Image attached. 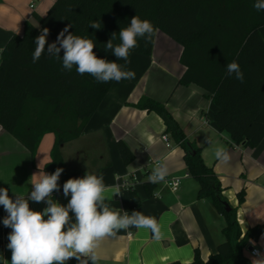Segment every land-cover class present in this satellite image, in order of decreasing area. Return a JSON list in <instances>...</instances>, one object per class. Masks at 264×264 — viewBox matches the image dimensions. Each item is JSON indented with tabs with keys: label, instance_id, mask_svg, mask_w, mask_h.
Returning a JSON list of instances; mask_svg holds the SVG:
<instances>
[{
	"label": "trees",
	"instance_id": "trees-1",
	"mask_svg": "<svg viewBox=\"0 0 264 264\" xmlns=\"http://www.w3.org/2000/svg\"><path fill=\"white\" fill-rule=\"evenodd\" d=\"M254 3L255 0H55L46 14L33 15L35 23L25 21L22 32L13 33L0 51V126L29 151L31 162L42 135L53 133L50 160L44 170L52 174L57 168L64 169L58 181L60 190L52 194L55 201L69 178L60 146L80 135L113 81L97 82L87 73L78 74L75 66L71 71L64 70L62 60L47 54L33 63L34 40L41 29L48 28L47 43L51 44L71 24V33L93 40L98 58L124 64L104 46L112 33H117L113 43H120L119 31L137 15L182 46L179 61L185 70L177 84L202 88L217 108L212 119L218 130L226 132L233 144L252 148L264 142V11L257 12ZM92 21H100L102 27H89ZM153 39L154 36L146 42L138 38V46L130 54H150ZM233 61L244 73L243 83L225 71V65ZM134 106L162 118L166 131L182 149L187 173L198 183L197 197L210 198L225 220L224 240L206 260L195 249L190 262L174 260L165 264H251L241 249L264 234V223L242 234L235 208H225L227 200L221 194L217 175L164 103L143 96ZM116 144L122 161L130 163L133 153L122 140ZM143 187L146 196L151 197L157 183L146 180ZM127 189L132 204L138 206L141 199L135 189ZM236 196L242 202L244 190Z\"/></svg>",
	"mask_w": 264,
	"mask_h": 264
},
{
	"label": "crops",
	"instance_id": "crops-1",
	"mask_svg": "<svg viewBox=\"0 0 264 264\" xmlns=\"http://www.w3.org/2000/svg\"><path fill=\"white\" fill-rule=\"evenodd\" d=\"M54 1L0 0V51L13 33L22 32L25 21L35 23L33 15L43 16ZM181 51L179 43L157 29L150 54L132 52L128 57L126 67L135 72V78L113 81L80 135L60 146L68 179L82 178L86 173L103 176L111 207L120 209L121 215L123 211L129 215L141 211L160 225L159 240L150 230L135 227L106 237L96 249V264L190 262L195 249L206 260L224 240L223 216L210 198L197 197L198 183L187 173L182 149L166 131L162 118L134 106L143 96L163 102L187 138L200 147L203 161L220 181L221 194L235 208L241 233L264 223V142L252 148L233 144L226 132L218 130L212 119L217 108L205 91L195 84H177L185 70L179 61ZM162 134L167 136L166 141ZM206 137L211 145L205 142ZM117 140L133 153L130 163L122 161ZM53 141V133H44L31 162L29 151L0 126V188H7L13 199L15 195L27 197L40 163L41 170L48 173L44 165L50 160ZM217 143L227 148L229 162L214 160L212 146ZM158 164L166 165L167 178L177 176L179 183L175 190L165 182L157 183L153 196L147 197L143 182L149 180ZM127 182L141 199L138 206L131 202ZM240 190H244V198L239 203L236 194ZM70 198L63 195L62 186L55 200L66 206ZM29 206L42 212L47 204L29 201ZM6 215L0 210V264H11L12 253L7 245L12 230L3 225ZM70 216L74 222V214ZM253 248L264 253V234L242 247V254L250 262ZM67 264L78 262L73 258Z\"/></svg>",
	"mask_w": 264,
	"mask_h": 264
},
{
	"label": "clouds",
	"instance_id": "clouds-1",
	"mask_svg": "<svg viewBox=\"0 0 264 264\" xmlns=\"http://www.w3.org/2000/svg\"><path fill=\"white\" fill-rule=\"evenodd\" d=\"M253 7L257 12L264 11V0H255ZM101 25L100 21H92L89 27L100 29ZM71 27V24L67 25L51 44L47 43L49 29H41L34 40L36 47L32 62H38L42 55L47 54L62 60L64 70L71 71L75 66L78 74L87 73L102 83L135 78V72L126 67L130 63V50L138 46V38L150 42L156 32L149 20L135 15L130 24L119 31L120 43H113L117 33H112L104 50L112 51L117 61H124V64H119L98 58L93 51V40L74 35L69 31ZM225 71L229 77L244 82V73L238 62L227 63ZM205 142L211 145L207 137ZM212 156L223 163L231 159L227 148L218 143L212 146ZM40 164L39 173L32 176V187L27 197L15 195L13 199L7 188H0V206L7 213L3 225L12 230L7 245L12 253L11 264H67L73 258L78 264H96V249L100 242L116 231L130 227L148 229L154 239L161 238L160 225L154 217L145 216L141 211H133L131 215L123 211L121 215L120 209L110 206L111 199L106 194L103 176L86 173L82 178L68 179L63 184V195L71 197L67 205L54 201L52 194L60 190L58 181L64 169L57 168L54 173L48 174L41 170ZM168 175L167 166L158 164L148 179L151 183H160L166 181ZM29 201L44 202L47 207L42 212L34 211ZM70 213L74 214V222ZM251 264H264V253L256 250Z\"/></svg>",
	"mask_w": 264,
	"mask_h": 264
},
{
	"label": "built area",
	"instance_id": "built-area-1",
	"mask_svg": "<svg viewBox=\"0 0 264 264\" xmlns=\"http://www.w3.org/2000/svg\"><path fill=\"white\" fill-rule=\"evenodd\" d=\"M161 138H162L164 141L167 140V136H166L165 134H162V135H161ZM164 182H165V184H166L167 186L170 187L171 190H175V189L177 188L178 183H179V177H177V176H172V177H169V178L166 177V181H164ZM126 185H127V187H128V186H131V185H129L128 182L126 183ZM0 210H4V209H3V206H0ZM256 250H257V249H255V248L251 249V253L253 254Z\"/></svg>",
	"mask_w": 264,
	"mask_h": 264
},
{
	"label": "water",
	"instance_id": "water-1",
	"mask_svg": "<svg viewBox=\"0 0 264 264\" xmlns=\"http://www.w3.org/2000/svg\"><path fill=\"white\" fill-rule=\"evenodd\" d=\"M224 205H225V208L226 209H229L230 208V205H229V203L226 201V202H224Z\"/></svg>",
	"mask_w": 264,
	"mask_h": 264
}]
</instances>
